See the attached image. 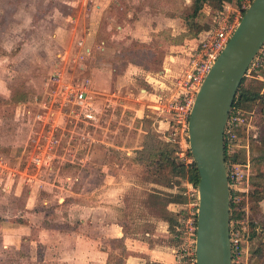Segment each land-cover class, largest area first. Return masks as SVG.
Here are the masks:
<instances>
[{
	"label": "rangeland",
	"instance_id": "obj_1",
	"mask_svg": "<svg viewBox=\"0 0 264 264\" xmlns=\"http://www.w3.org/2000/svg\"><path fill=\"white\" fill-rule=\"evenodd\" d=\"M101 2L103 1L0 0V264L56 263L53 251L45 256L44 247L40 246L46 242L56 243L59 240L54 237L56 230L51 231V236L40 232L47 228L44 226L55 224L54 220L69 214L71 201H83L87 189L103 181V161L126 164L130 170L129 174H134L137 182L141 177L145 178V167L139 161L138 152L136 159L131 160L123 155L122 158L114 160L116 153L102 157L104 150L99 146L98 157L86 159L87 153L92 150L86 140L91 125L83 121L76 124L74 115L69 113V108L60 106L59 98L55 94L57 86L47 84L50 74L54 71L61 72L66 81H78L87 77L82 61L84 58L80 57L82 54L80 50H83L79 42L91 39L96 53L101 52L99 45L103 40L106 41L105 30L108 21L107 15H103L102 7H99ZM192 2L129 0L117 10V1L112 0V5L109 3L107 6H110L111 10L116 8L114 11L116 19L118 16L126 19L129 12L136 15L141 8L153 11H157L158 8L160 12L166 11L167 15L174 19L173 27L155 32L151 49L140 46L135 40L128 47L120 46L121 52L132 56L127 58L129 61L132 59L135 64L150 68V72L159 77L164 70L163 59L171 50L168 45H175L169 42L168 36H171L170 33L177 35L185 26L183 21L170 16L168 12L182 10L186 8L185 5H191ZM171 7L174 9L171 10ZM208 8L209 6H205L203 10L204 14L206 13L203 22H211L212 14L206 12ZM132 16L130 15V20ZM97 25L98 32L94 28L95 33L89 34L93 26ZM186 40L188 39L180 44H184ZM156 45H159L158 54L151 53ZM177 50L174 49L173 55L182 54L183 58L187 59L188 48L184 49L185 51ZM177 58L179 59L178 56ZM177 58L174 62L177 61L179 64V71L169 75L170 89L156 91L141 77H137L130 85L132 93L144 96L137 101L140 107L143 105L142 113L138 114L129 108L124 110L125 112L118 109L114 111L116 116L113 117L108 114L112 112L103 110L100 119L109 117L119 119L123 113L126 120H134L139 128H143L142 143L149 134H152L151 137L157 136L159 112L150 107L154 96L147 97L145 90L141 88L158 92L157 94L168 93L175 88V82L187 68V64L183 69L181 67L185 59L180 61ZM125 65L119 60L117 73H123ZM261 74L264 77V71ZM248 77L258 79L250 75ZM92 85L95 88L94 84ZM100 98L101 96L96 95L95 99L97 105L102 107L103 101ZM244 113L249 122L240 133L241 144L237 153L241 159L247 157L255 173L260 171V165L256 159L252 162L250 156H262L264 149L260 150L257 145H252L251 138L257 136L258 127L253 123L252 115L249 112ZM171 122L175 127V122ZM55 123L60 125L54 131L58 143L51 151L53 157L48 158L49 163L39 167L35 163V157L46 147L47 136ZM131 130L135 135L138 132L137 129ZM180 130L173 131L172 141L178 144L180 151V141L186 138L181 146H185L188 151L190 150L188 132L186 135ZM187 179L188 174L182 179L185 182L182 193L186 190ZM92 192L93 198L98 201L102 193L91 190L89 194ZM138 193L136 190L128 192L134 196ZM262 208L264 210V205ZM247 211L249 212L248 207ZM247 219L245 218L247 229L244 231V248L250 264L252 253L263 233L259 231L251 238ZM110 244L118 245L115 241Z\"/></svg>",
	"mask_w": 264,
	"mask_h": 264
},
{
	"label": "crops",
	"instance_id": "obj_2",
	"mask_svg": "<svg viewBox=\"0 0 264 264\" xmlns=\"http://www.w3.org/2000/svg\"><path fill=\"white\" fill-rule=\"evenodd\" d=\"M102 1L99 7H102L103 15L106 14L108 19L105 30L106 41L103 40L99 45L101 52L98 54L91 39L79 42L83 50H80L82 53L80 57L84 58L82 60L84 73L94 84L97 96H101L104 110L112 112L108 113L110 116H116L115 110L124 111L128 108L140 114L143 111V105L140 107L137 101L144 96L132 93L130 85L137 77H141L149 87L152 86L156 91L163 92L165 89H170L168 77H171L169 75L173 72L179 71V64L174 60L177 56L179 57L177 60L185 59L182 54L175 56L172 52L174 49L182 51L188 48V57L181 66L183 69L188 62L191 49L199 43L202 35L188 39L184 44L168 45L171 50L163 59L164 70L159 77L153 75L150 68H144L129 60H126L123 73H117L115 63L120 60L121 47H128L135 40L148 45L153 43L155 32L173 27L174 19L169 17L166 11L160 12L158 8H156L157 11L141 8L136 15L129 12L126 19L118 15L121 19H116L115 9L119 10L118 7L123 6L129 0H116L117 5L114 10L112 9L113 11L110 6H107L109 3L112 5V0ZM170 3L172 4V1ZM172 9L174 8L171 7ZM206 10L210 13V7ZM130 15H133L131 20ZM94 28L98 32L99 26L97 25L93 26L89 34L95 33ZM141 90H145L147 97L158 93L143 88ZM113 94L117 95L114 99L119 104H116L114 99V105L106 104V97L111 96L112 99ZM158 115L160 119L156 131L160 133L159 137L168 141L172 140L173 131L176 128L172 125L171 119L160 113ZM89 125L91 128L86 140L92 150L87 153L86 159L92 160L98 157L100 146L104 150L102 157L116 153L114 160L122 158L123 155L133 160L136 153L144 146V142L142 143L143 128H139L134 120H126L123 113L120 114L119 119L109 117ZM131 129H137V134L132 133ZM102 165L103 181L90 188L92 191L102 193L100 199L95 200L92 196L94 192L89 194L91 190L87 189L83 201H71L69 214L54 220L56 223L64 224L63 228L44 226L47 228H43L44 231L40 232L41 234L51 236V231L56 230L54 237L59 239L56 243L46 242L40 245L44 247V255L47 256L53 251L52 255L57 261L54 264L64 262L68 264H109V256L121 251L120 247L112 246L110 243L124 239L127 264H178L176 258L179 246L177 227L179 216L187 202L182 193L185 182L181 180L179 184L168 186L148 180L146 177H141L137 182L134 174H129L130 170L126 164L103 161ZM133 190L139 193L136 196L129 195L128 192ZM261 205H264V200ZM168 217H177L175 232L169 229Z\"/></svg>",
	"mask_w": 264,
	"mask_h": 264
},
{
	"label": "built area",
	"instance_id": "obj_3",
	"mask_svg": "<svg viewBox=\"0 0 264 264\" xmlns=\"http://www.w3.org/2000/svg\"><path fill=\"white\" fill-rule=\"evenodd\" d=\"M253 0H241L239 3L226 1L222 9L214 12L212 27L203 32L199 43L190 51L187 68L180 78L175 82V88L168 93L154 94L151 107L160 114H165L176 124V131L180 128L182 133L188 132V121L197 94L203 84L208 72L219 58L221 52L229 42L231 36L242 20L244 13L250 7ZM264 43L253 58L247 75L257 77L264 81ZM47 84L57 86L55 94L59 98L61 107L69 108V113L74 115L75 123L80 121L86 124L98 123L101 121V114L104 108L96 103L98 95L92 86L91 79L87 76L78 81H66L61 72L54 71L50 74ZM105 96V95H104ZM117 95L106 97L105 103L114 105L113 99ZM116 104H119L114 99ZM118 106V105H117ZM249 119L241 109H232L225 128V153L231 157L239 150L241 144L240 133L246 127ZM54 128L47 136L46 147L35 157L37 166L47 164L48 158H52L51 151L58 143L54 135L59 123L53 124ZM184 137V136H183ZM182 137V138H183ZM186 141H180L181 150L179 157L186 164L192 163L194 158L181 146ZM226 169L230 188L231 203L238 209L239 204L245 199L251 190L250 177L253 173L252 163L226 159ZM186 197V205L179 216L177 227L180 240L176 258L178 264H197L196 257V236L197 216L199 211V190L189 179L186 180V190L183 193ZM245 210H247L245 208ZM245 219L232 220L230 224V240L232 252V264H248L246 250L244 248V231L247 226Z\"/></svg>",
	"mask_w": 264,
	"mask_h": 264
},
{
	"label": "water",
	"instance_id": "obj_4",
	"mask_svg": "<svg viewBox=\"0 0 264 264\" xmlns=\"http://www.w3.org/2000/svg\"><path fill=\"white\" fill-rule=\"evenodd\" d=\"M264 43V0H253L197 94L188 121L199 171L197 264H232L225 128L238 88Z\"/></svg>",
	"mask_w": 264,
	"mask_h": 264
},
{
	"label": "trees",
	"instance_id": "obj_5",
	"mask_svg": "<svg viewBox=\"0 0 264 264\" xmlns=\"http://www.w3.org/2000/svg\"><path fill=\"white\" fill-rule=\"evenodd\" d=\"M191 5H185L186 8L177 10L175 12H168L170 16L184 22V30L177 35L170 33L169 42L172 44H180L185 39H191L199 37L203 32L209 30L212 27L214 12L222 9L224 2H236L239 3L241 0H192ZM209 6L211 11V22H203L204 8ZM134 43V42H133ZM135 43L145 48H152L151 44ZM155 46L154 51L151 53L158 54ZM151 54V55H154ZM121 64H126L127 58L132 56L127 55L125 52L119 54ZM131 61H134L130 59ZM116 68H119V62L115 63ZM241 109L245 112H249L252 115L253 123L258 127V134L255 138H251L252 145H257L260 150L264 149V81L260 79H252L245 76L238 88L236 94L233 109ZM152 134L144 141V146L138 151V158L142 165L145 167L144 174L146 179L154 181L156 183L167 184L168 186H174L179 184L181 180L188 174L189 180L198 185L199 182V171L195 161L186 164L181 160L178 155V144L172 140H164L157 136L151 137ZM189 154L191 152L189 151ZM226 159L231 158L235 161L246 162L247 157L243 159L239 158V153H235L231 157L225 153ZM251 161L255 159L260 165V171L253 172L250 177L251 190L247 195V199L243 200L238 209L231 203V221L232 220H243L248 218L250 225V237L253 238L258 234L259 231L263 233L262 238L259 239L255 250L252 253L250 264H264V210L261 202L264 200V155L252 157ZM249 209V212L245 208ZM46 222V220H45ZM169 229L171 232L176 231L177 217H168ZM47 223V222H46ZM248 223V222H247ZM51 227L63 228L64 224H49ZM178 236V233H177ZM118 243V247L121 251L117 254H111L109 256V264H127L126 257L127 251L126 246L122 240H114ZM180 243V240H178ZM22 255V254H21Z\"/></svg>",
	"mask_w": 264,
	"mask_h": 264
}]
</instances>
